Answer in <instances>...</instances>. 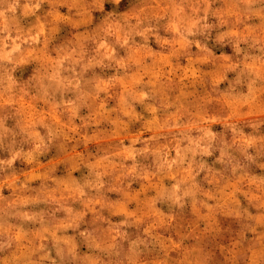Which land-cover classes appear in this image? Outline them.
Masks as SVG:
<instances>
[{
    "label": "clouds",
    "instance_id": "obj_1",
    "mask_svg": "<svg viewBox=\"0 0 264 264\" xmlns=\"http://www.w3.org/2000/svg\"><path fill=\"white\" fill-rule=\"evenodd\" d=\"M0 264H264V0H0Z\"/></svg>",
    "mask_w": 264,
    "mask_h": 264
}]
</instances>
